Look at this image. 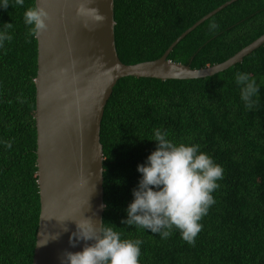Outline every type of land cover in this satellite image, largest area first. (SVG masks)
I'll list each match as a JSON object with an SVG mask.
<instances>
[{
    "label": "trees",
    "instance_id": "16d2710c",
    "mask_svg": "<svg viewBox=\"0 0 264 264\" xmlns=\"http://www.w3.org/2000/svg\"><path fill=\"white\" fill-rule=\"evenodd\" d=\"M227 1L114 0L119 60L134 65L160 58L183 32ZM31 7L35 0L22 6L9 0L6 9L0 7V31L13 25L7 30L12 40L0 46V264H32L38 227L37 41L24 23ZM213 21L219 27L209 31ZM263 34L264 0H238L190 32L167 59L191 69L213 66ZM238 72L248 73L259 87L251 110L235 83ZM155 129L167 131L177 145H199L224 170L194 245L175 228L161 239L150 229L121 222L142 178L137 166L157 147ZM100 143L102 223L122 240L143 241L139 264H264V44L212 77L121 78L104 108Z\"/></svg>",
    "mask_w": 264,
    "mask_h": 264
},
{
    "label": "water",
    "instance_id": "95a60500",
    "mask_svg": "<svg viewBox=\"0 0 264 264\" xmlns=\"http://www.w3.org/2000/svg\"><path fill=\"white\" fill-rule=\"evenodd\" d=\"M236 1H227L195 22L160 58L125 65L115 47L114 0H35V6L44 8L48 19L47 29L36 38L34 118L40 210L32 264H61L65 251L79 252L85 244L93 243L80 240L72 247L69 237L77 230L76 222L84 227L85 219L97 226L102 222L100 126L118 80L212 77L264 44L263 34L226 61L201 69L167 59L190 32ZM57 233V239L40 246L42 239Z\"/></svg>",
    "mask_w": 264,
    "mask_h": 264
},
{
    "label": "clouds",
    "instance_id": "9594fccd",
    "mask_svg": "<svg viewBox=\"0 0 264 264\" xmlns=\"http://www.w3.org/2000/svg\"><path fill=\"white\" fill-rule=\"evenodd\" d=\"M15 3L22 6L24 0H15ZM8 6L9 0L0 4L5 9ZM47 19L44 8L37 5L27 9L24 13V23L30 26L27 35L38 38L47 29ZM12 27V23L4 24V30L0 31V46L5 40H12L7 31ZM218 27L213 21L209 31ZM235 83L240 87L245 107L251 110L258 103L259 87L255 79L248 73L238 72ZM167 137V131L154 130L152 140L157 142V147L148 156L146 164L137 166L142 178L133 189L134 200L127 208L128 218L121 222L150 229L159 233L161 239L169 238L175 228L185 242L194 245L202 230L199 221L215 203L212 193L219 187L217 181L223 179L224 170L206 153L200 152L199 145H177ZM6 146L10 148L11 144L6 142ZM85 221L87 227L75 221L77 230L69 237V244L75 247L80 240L93 243L85 244L79 252L65 251L61 264H139L143 241L122 240L113 226L102 222L97 226L91 219ZM63 231H68L67 227ZM58 237L59 233L42 239L40 246Z\"/></svg>",
    "mask_w": 264,
    "mask_h": 264
}]
</instances>
